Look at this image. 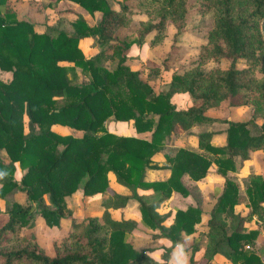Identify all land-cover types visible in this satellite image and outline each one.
Segmentation results:
<instances>
[{
	"label": "trees",
	"instance_id": "obj_1",
	"mask_svg": "<svg viewBox=\"0 0 264 264\" xmlns=\"http://www.w3.org/2000/svg\"><path fill=\"white\" fill-rule=\"evenodd\" d=\"M69 1L91 16L99 14V20L90 26L78 17L69 33L53 28L38 33L17 20L10 0H0V72L10 74L9 80L0 79V151L8 158L0 159V172L7 174L0 179L7 218L0 226V264H171L168 250L161 262L136 250L128 237L137 224L114 220L108 209L133 200L141 225L157 232L153 238L184 246L201 222L200 205L176 209L169 224L171 213L159 210L173 192L188 195L184 176L200 181L211 164L223 186L206 222L203 264H213L217 255L230 264H264V243L252 249L259 232L247 229L253 217L264 226V175L246 177L244 196L237 180L227 175L236 170L234 156L246 160L251 152L264 150V0H127L117 10L107 0ZM205 12H212V26L195 67L172 71L155 92L145 72L158 74V66L142 63L132 71L126 65L132 45L158 46L169 24L175 38L193 14ZM85 37L100 49L93 57L86 58L78 47ZM171 58L172 51L161 62L163 71L171 69ZM221 60L229 61V67L201 69ZM176 93L191 98L187 110H175L171 97ZM223 102L250 107V119L232 122L205 115ZM109 120L131 122L136 133L148 132L149 137L112 134L105 128ZM213 122L227 124L225 145L214 147L211 134H200L198 148L209 156L176 147L164 154L168 178L145 181V171L158 168L153 157L164 150L168 136ZM53 125L79 135H59ZM15 164L19 182L14 180ZM109 175L128 196L110 188ZM79 189L84 197L107 194L100 216H72L67 198ZM19 191L26 196L24 206L13 199ZM241 203L248 208L245 216L235 212ZM35 216L48 228L68 219L66 234L52 244L50 255L26 229ZM198 245L192 241L184 248L189 264H195Z\"/></svg>",
	"mask_w": 264,
	"mask_h": 264
},
{
	"label": "crops",
	"instance_id": "obj_2",
	"mask_svg": "<svg viewBox=\"0 0 264 264\" xmlns=\"http://www.w3.org/2000/svg\"><path fill=\"white\" fill-rule=\"evenodd\" d=\"M125 1L127 0H107L110 7L114 10H117L119 5H121ZM10 3L15 10L17 20L30 23L33 26V29L38 33H43L48 28H53L58 31L69 33L72 31L71 24L78 17L82 18L90 26L94 25L100 18L99 14H94L93 16H91L83 8L69 0H10ZM167 31H169L168 26ZM78 47L86 58L93 57L100 52V49L95 45L94 40L91 37L80 39L78 42ZM158 47L159 45L151 48L146 43L141 46L135 44L132 45L127 51V56L129 58L126 61V65L132 71L139 70L142 63L147 65L148 62H155L156 66H158V62L156 61L159 52ZM0 79L3 81H7L10 79V74L0 72ZM168 81L166 80L163 83H167ZM158 88L159 86H154L153 90L157 92ZM171 102L173 103L176 111H185L192 105V100L186 93L174 94L171 97ZM228 113L229 116L226 118H211L232 122H244L250 119L251 109L250 107L235 108L229 106ZM261 122V119L255 120V123L257 125H260ZM105 128L108 132L118 136H132L137 138L149 137L148 132L141 134L136 133L131 122L109 120L105 123ZM226 129V123L213 122L211 124L194 125L188 132H177L171 134L165 139L164 150L158 152L153 157V164L158 168L147 169L145 171V181H163L168 178L170 172L167 168L166 162L164 161V154L169 153L170 150L176 147L186 148L188 150L209 156L207 152H204L203 150H200L198 148V135L211 134V137L209 139L210 145L214 147H222L223 145H225L226 141ZM51 130L62 136L69 134L79 135L78 132L60 125H53L51 127ZM0 159H2L4 162H8V158L2 150L0 151ZM233 159L236 170L235 172H228L227 175L234 177L237 180L239 184V192L241 195H243L245 179L249 174H259L261 176L264 175V150L251 152L248 159L246 160H241L239 156H234ZM15 167L16 170L14 173V180L19 181L21 172L16 164ZM182 183L185 188H187L188 195L184 197L177 192H173L170 199L164 206H162L159 212L171 213L170 217L166 221V224H169L172 221V217L176 209L185 210L187 207L196 206L197 203L200 205L203 212L201 216V222L196 225L195 232L191 236L185 238V242L186 239H191V242L196 241L199 244V251H197L194 255V262L195 264H203L201 257L206 243V222L208 220L211 207L215 201V196L219 193L220 189L223 186V178L217 174L215 164H211L205 178H203L202 180L195 182L190 180L187 176H184L182 179ZM109 186L115 193L119 195H129V191L126 188L115 183L112 175H109ZM20 194H23V199L26 200L25 194L23 192H21ZM15 196V201L19 204H22V201L24 200L22 198H17V195ZM107 199V194H97L92 197H84L82 191L79 189L69 198H67V206L71 210L72 216L75 219H82L83 215L85 216V218L98 217L101 215L104 209L103 203H106ZM173 201L178 203L179 206L172 207L171 203ZM0 204L1 206H3L2 199H0ZM163 208H165L164 211L162 210ZM108 212L114 220H132L137 224L136 229L128 237L129 242L136 250L143 251L152 259L160 262L163 261L165 252L166 250H168V262L171 264H182L184 257L182 256L181 250L178 245L172 246L171 242L165 238H153L152 235L156 234L157 232L144 228L141 225L138 205L135 201L129 200L127 204L121 208H109ZM235 212L240 214L241 216H245L248 212V208L241 203L235 207ZM0 216L1 218L4 217V222L2 223L4 224L7 219L6 215L0 214ZM62 220L65 221L66 219ZM202 224L204 225V230L199 234V232H197V228ZM66 228L68 229V226ZM51 229H55V227H52ZM247 229L258 230V236L252 246V249L258 250L264 243V226L260 221H257L256 218L253 217L252 221L247 224ZM183 247L186 248L188 246H185L184 244ZM196 254H199L197 258ZM218 259H220V264H230L222 256L219 255L215 256L212 263L217 264L216 262L218 261ZM187 263H189L188 255Z\"/></svg>",
	"mask_w": 264,
	"mask_h": 264
},
{
	"label": "rangeland",
	"instance_id": "obj_3",
	"mask_svg": "<svg viewBox=\"0 0 264 264\" xmlns=\"http://www.w3.org/2000/svg\"><path fill=\"white\" fill-rule=\"evenodd\" d=\"M140 16H135L134 19H139ZM212 26V12H205L204 14H193L190 22L188 23L186 29L180 33L177 37L174 38L175 30L169 24L167 31V35L165 40L158 47V55L156 61L158 62V69L160 70L158 74L153 73L152 71H146L148 73L147 80L149 83L154 86H161L163 82L168 81L172 71H177L182 73L196 66L197 55L200 48L206 43V36L208 31ZM172 51V58L169 60V71H163L161 69V62L168 56L169 52ZM230 62L227 60H221L218 63L209 62L206 65L202 66V70H208L214 67L227 68L229 67ZM147 66L157 67L155 62H148ZM237 66L240 68L243 66L242 61H237ZM83 79V78H82ZM81 79V80H82ZM84 80V79H83ZM229 105L227 102L221 103L220 106L205 112L206 116L210 117H219L226 118L229 116L228 113ZM259 119V118H258ZM256 120V119H255ZM19 182V181H16ZM18 193V194H17ZM21 193V192H20ZM19 192H16L13 195V199L15 200V195L17 198H24ZM19 200V199H18ZM24 200V199H23ZM26 204V200L22 201V206ZM171 206H179L178 203L173 201ZM5 202L3 200V206L0 204V214L4 215ZM165 208L162 210L164 211ZM174 209V208H172ZM85 216L83 215L82 219ZM4 222V217L0 216V225ZM68 219L65 221H60L59 226L55 227V229H51L45 226L43 220L40 217L35 216L29 227L26 229L28 231H33L36 234L37 241L39 246L43 249V251L47 254H52V244L58 243L65 236L68 226ZM204 225H200L197 228V232H203ZM196 232V234H197ZM191 243V239H186L185 246H188ZM199 254H196V258ZM220 264V259L216 262ZM189 264V263H187Z\"/></svg>",
	"mask_w": 264,
	"mask_h": 264
},
{
	"label": "clouds",
	"instance_id": "obj_4",
	"mask_svg": "<svg viewBox=\"0 0 264 264\" xmlns=\"http://www.w3.org/2000/svg\"><path fill=\"white\" fill-rule=\"evenodd\" d=\"M7 174L4 172H0V179H2L4 176H6ZM178 247L181 250V254L184 257L182 264H187V253L184 251V247L183 245H178Z\"/></svg>",
	"mask_w": 264,
	"mask_h": 264
},
{
	"label": "built area",
	"instance_id": "obj_5",
	"mask_svg": "<svg viewBox=\"0 0 264 264\" xmlns=\"http://www.w3.org/2000/svg\"><path fill=\"white\" fill-rule=\"evenodd\" d=\"M246 248H248V246H246Z\"/></svg>",
	"mask_w": 264,
	"mask_h": 264
}]
</instances>
